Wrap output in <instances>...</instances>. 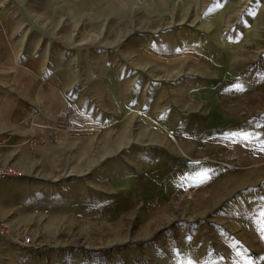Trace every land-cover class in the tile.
<instances>
[{
  "label": "rangeland",
  "instance_id": "obj_1",
  "mask_svg": "<svg viewBox=\"0 0 264 264\" xmlns=\"http://www.w3.org/2000/svg\"><path fill=\"white\" fill-rule=\"evenodd\" d=\"M49 1L0 0V16L48 31L66 56L75 53L77 69L76 55L90 48L119 58L129 46L136 60L140 45V144H95V162L79 170L68 159L36 179L0 181L2 237L29 236L37 248L25 250L29 264H264V144H154L151 116L154 60L174 59L168 34L184 28L204 44H190L192 59L233 46L248 84L226 99L264 140V0H90L75 16L71 0ZM31 128L33 151L43 143L35 117Z\"/></svg>",
  "mask_w": 264,
  "mask_h": 264
},
{
  "label": "crops",
  "instance_id": "obj_2",
  "mask_svg": "<svg viewBox=\"0 0 264 264\" xmlns=\"http://www.w3.org/2000/svg\"><path fill=\"white\" fill-rule=\"evenodd\" d=\"M90 3L71 0L69 6L75 16ZM170 33L174 45L168 52L174 59H155L152 67L159 70L153 74L160 75L152 84L157 97L152 131L159 134L154 144H264L246 118H234L226 99L231 88L243 84V74L228 53L233 46H225L217 59L196 60L188 47H202L201 38L192 41L193 33L184 28ZM61 47L50 41L48 31H32L22 17L0 16V163L12 165L28 179L56 170L68 159L76 170L82 160L95 162V144H140V45L131 51L136 60L129 58V46L121 47L119 58L116 52L90 48L76 55L78 69L75 53L66 56ZM34 117L43 143L31 151L25 141L33 134ZM216 169L224 173L222 166ZM3 188L0 185V200L6 197ZM29 255L12 239L0 237V264H29Z\"/></svg>",
  "mask_w": 264,
  "mask_h": 264
},
{
  "label": "built area",
  "instance_id": "obj_3",
  "mask_svg": "<svg viewBox=\"0 0 264 264\" xmlns=\"http://www.w3.org/2000/svg\"><path fill=\"white\" fill-rule=\"evenodd\" d=\"M24 177L22 171L16 169L10 164L0 163V181L21 179ZM8 228L4 223H0V237L7 235ZM12 244L21 250L37 249L35 242L29 236H23L20 239L16 238L12 240Z\"/></svg>",
  "mask_w": 264,
  "mask_h": 264
},
{
  "label": "snow or ice",
  "instance_id": "obj_4",
  "mask_svg": "<svg viewBox=\"0 0 264 264\" xmlns=\"http://www.w3.org/2000/svg\"><path fill=\"white\" fill-rule=\"evenodd\" d=\"M245 138H247V137H245ZM203 176H204V177H206V176H207V174H206V173H204V174H203Z\"/></svg>",
  "mask_w": 264,
  "mask_h": 264
}]
</instances>
